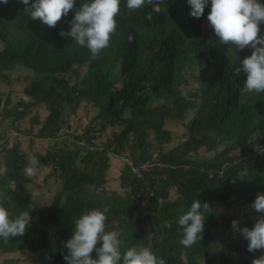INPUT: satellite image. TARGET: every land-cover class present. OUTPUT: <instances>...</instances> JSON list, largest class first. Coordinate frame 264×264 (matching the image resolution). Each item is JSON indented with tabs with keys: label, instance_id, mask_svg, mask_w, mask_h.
<instances>
[{
	"label": "trees",
	"instance_id": "obj_1",
	"mask_svg": "<svg viewBox=\"0 0 264 264\" xmlns=\"http://www.w3.org/2000/svg\"><path fill=\"white\" fill-rule=\"evenodd\" d=\"M83 2L85 0H75V7ZM185 5L180 0H170L160 5V13L153 12L149 21L145 16L152 11L151 6L141 11L129 10L125 0H121L116 31L109 46L93 59L86 47L59 35L61 30L68 31L74 9L55 27H48L39 20H32L19 0H8L7 4L0 3V40L5 43L0 61L6 57L34 70V77L25 88L31 101L20 103L24 111L17 107L16 118L24 117L30 105H46L49 114L38 131L40 137H57L65 112L74 111L72 103L78 96L107 98L109 106L117 111L128 105L131 115L125 127L110 139L117 153L130 147L133 166L127 169L128 192L104 212L106 220L123 214L129 223V233L135 242L127 239L128 233L125 236L122 233L121 251L133 246L149 247L166 264H210L211 246L218 228L228 222L224 211L217 206L226 202V209L232 208L243 226L250 214V200L256 193L264 194V139H258V135L264 133V92H252L246 98L242 87L236 85L239 76L234 74V69L247 50L235 49L234 45H227L223 50L224 45L214 41L203 23L190 16ZM209 11L210 0L202 16L207 17ZM259 27L260 35L264 32V23ZM129 34L134 37L131 43L127 39ZM192 34L197 37L192 38ZM194 62L199 71L210 66L214 72L206 80H202L199 73L200 89L188 96L184 84L190 75L187 67ZM74 67L80 70V88L71 86L65 77ZM162 98H171L173 106L154 105ZM8 102V97L0 98L3 108ZM192 110L195 115L189 123L188 147L204 146L208 151H216L221 147L233 149L242 145L244 153L229 156L227 149L194 162L189 169H142L153 158L154 142L156 152L161 153L163 145L172 138L165 129L166 119H184ZM79 139L83 142V137ZM81 149L78 145L71 151L38 156L40 163L51 165L59 172L65 184V190L47 206L32 205L29 201L24 191L25 165L19 162H25L24 155L18 149L11 151L7 170L0 174V193L6 197L3 206L10 216L28 211L37 220L30 221L22 237L10 238L7 242L0 239L1 251H7L10 245H19L20 250L36 249L48 254L50 264H66L63 256L67 249L63 243L71 237L73 229L70 228L82 215V206L88 205L79 194L87 185L100 186L109 169V156L105 153L96 175L81 170L78 159L85 158L83 162H86L91 153H82ZM244 156L251 157L248 163L242 160ZM173 187L187 211L196 200L209 204L207 210L201 209L206 219L202 239L191 247L180 244L182 228L172 211H167L169 205L159 204ZM31 206H35L34 209ZM150 212L162 215L163 219L153 220ZM165 217L170 218L168 224L163 221ZM29 233H36L38 238L29 239ZM165 242L177 248L180 255L167 251ZM246 243L242 237L228 246L229 253L238 252L231 258L236 264H251L253 258L261 255V251H247Z\"/></svg>",
	"mask_w": 264,
	"mask_h": 264
},
{
	"label": "rangeland",
	"instance_id": "obj_2",
	"mask_svg": "<svg viewBox=\"0 0 264 264\" xmlns=\"http://www.w3.org/2000/svg\"><path fill=\"white\" fill-rule=\"evenodd\" d=\"M186 7H191L187 0H180ZM200 27V26H199ZM201 28V27H200ZM202 29V28H201ZM264 36V32L260 34ZM180 45V44H179ZM5 47V43L0 40V51ZM228 47L224 46L223 50ZM245 57L251 55V48L246 47ZM242 50V51H243ZM162 66L159 67V71ZM187 70L189 71L188 81L184 84V91L189 96L196 90L200 89L201 81L197 79L199 73L202 80L209 79L214 69L207 67L203 71H199L196 62L191 63ZM82 74L85 71L83 68ZM80 70L74 67L65 74L66 79L71 86L80 88L81 76L78 75ZM34 77V70L22 65L9 61L6 57L0 61V98L3 100L8 97L9 102L6 108L3 103L0 105V174H4L7 170V158L12 150L18 149L24 155L25 162L19 160L26 166L36 168V175L28 177L24 183V191L32 205L47 206L52 204L55 196L65 190L64 179L51 165H43L39 162V155H48L54 152L71 151L82 147V153L91 152L85 158L78 159V166L84 172L97 174L102 162V154L107 153L109 156V169L107 170L105 180L100 186L87 185L79 194L81 200L88 202L87 206H82V213L90 210H101L105 212L116 200L123 199L128 190L126 184L129 180L127 169L133 166L130 161V147L120 153L114 149V145L110 144L115 133H119L126 125L127 119L131 115V108L126 105L117 111L113 106H109L107 98H94L88 95L78 96L73 100L72 106L74 111H66L62 120L60 132L55 138H43L39 136V129L49 114V110L44 104L30 105L26 110V115L20 119L16 118V108L20 111L22 101L30 102L31 98L25 93V88L30 84ZM141 93L138 95L140 96ZM250 95L246 91V98ZM165 104L168 107L173 106L171 98H162L155 102L154 105ZM195 111H189L184 119L167 118L165 129L171 133V140L165 143L161 153H157L156 142L151 148L153 158L148 164L142 166V169H173L175 167H183L189 169L194 162L203 161L213 157L218 152L228 149V147L219 148L216 151H208L206 147L191 148L187 145L189 137V123L193 119ZM152 136L154 135L151 133ZM79 137H83L80 141ZM258 139H264V133L258 135ZM85 142V144H84ZM258 148V146H257ZM229 156L242 155L244 153L242 145H236L233 149H228ZM35 159L38 163L33 164ZM251 159L250 156L242 158L246 163ZM81 161V162H80ZM138 171V168H134ZM160 206L169 205L167 211H172L174 219L178 220L180 215L187 212L184 208V202L180 199L176 187L169 190V196L159 200ZM172 204V205H171ZM226 202H222L217 206L218 210L225 213L228 222L221 225L216 233V239L211 246L210 264H236L231 258L237 251L228 252V246L236 240L242 238L239 232L234 233L231 222L237 220L240 227L241 218L232 210L226 209ZM35 206H31L34 209ZM80 209V208H79ZM31 220H37L30 212ZM153 220L156 218L163 219L162 215L157 216L154 212L149 215ZM251 217L247 215L243 227L251 228L255 222L248 224ZM164 223L170 222L169 217L164 218ZM110 222L119 227L121 234L130 242L135 239L130 235V226L123 214L110 217ZM121 237V236H120ZM29 239H37L36 233H29ZM153 246V244H149ZM165 248L174 256H179L180 252L177 248H172L171 244L165 242ZM183 256V253H181ZM238 259V258H237ZM51 257L36 249L20 250L19 245H10L7 251L0 250V264H50ZM224 262V263H223ZM207 264V263H204Z\"/></svg>",
	"mask_w": 264,
	"mask_h": 264
},
{
	"label": "clouds",
	"instance_id": "obj_3",
	"mask_svg": "<svg viewBox=\"0 0 264 264\" xmlns=\"http://www.w3.org/2000/svg\"><path fill=\"white\" fill-rule=\"evenodd\" d=\"M170 0H125L129 10L152 7L145 18L152 20V14L160 13V5ZM25 5L24 11L32 20H39L48 27H55L74 9V15L68 21L69 28L61 30L59 35L70 37L79 46L86 47L93 59L109 46L110 38L116 31V17L120 13L121 0H85L75 7V0H19ZM7 4L8 0H0ZM190 16L200 20L205 29L222 45H234L235 49L251 48V55L240 60L234 69L236 76L246 74L243 92H264V36L259 35V25L264 23V4L259 0H210V11L207 17L202 16L209 0H187ZM30 5V6H29ZM192 8V9H190ZM128 42L134 37L129 34ZM33 164L38 163L33 159ZM36 168L26 166L24 174L36 175ZM6 197L0 193V239L7 242L10 238L22 237L30 226L31 217L28 211H21L10 216L3 206ZM207 210L208 203L194 201L190 209L180 215L178 224L183 236L179 241L185 247H191L202 239L205 216L201 209ZM247 214L251 217L248 224L255 222L251 228L238 226L233 220L231 227L247 241L249 252L261 251L251 264H264V194L256 193L249 202ZM74 221L71 237L63 243L67 254L63 256L66 264H166L162 257H157L149 247L133 246L121 251L122 234L119 227L106 220L101 210H90ZM247 217V216H246ZM246 219V218H245ZM245 224V221H244Z\"/></svg>",
	"mask_w": 264,
	"mask_h": 264
},
{
	"label": "crops",
	"instance_id": "obj_4",
	"mask_svg": "<svg viewBox=\"0 0 264 264\" xmlns=\"http://www.w3.org/2000/svg\"><path fill=\"white\" fill-rule=\"evenodd\" d=\"M259 2L261 3V4H264V0H259ZM197 37V35L196 34H192V38H196ZM214 41L216 42V43H218L219 45H221V46H223L222 44H220L219 43V40H218V38H214ZM224 46H227V45H224ZM245 58V56H243L242 57V59H244ZM241 59V60H242ZM246 79V74H242V75H239V77H238V79L236 80V85L237 86H244V80Z\"/></svg>",
	"mask_w": 264,
	"mask_h": 264
}]
</instances>
